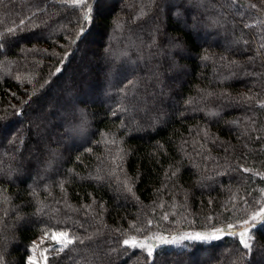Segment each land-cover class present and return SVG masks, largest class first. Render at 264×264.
I'll return each mask as SVG.
<instances>
[{
	"label": "trees",
	"instance_id": "16d2710c",
	"mask_svg": "<svg viewBox=\"0 0 264 264\" xmlns=\"http://www.w3.org/2000/svg\"><path fill=\"white\" fill-rule=\"evenodd\" d=\"M103 1L0 0V145L19 155L0 157V261L63 232L44 264H264V0H122L123 22ZM96 13L104 68L93 43L78 56ZM32 115L51 140L33 122L7 139Z\"/></svg>",
	"mask_w": 264,
	"mask_h": 264
},
{
	"label": "rangeland",
	"instance_id": "374dc122",
	"mask_svg": "<svg viewBox=\"0 0 264 264\" xmlns=\"http://www.w3.org/2000/svg\"><path fill=\"white\" fill-rule=\"evenodd\" d=\"M102 2L104 3L103 0H100V2H98L101 7V4ZM106 4H107V1H105ZM128 4V1H117V4L114 3L113 1L111 2V5L112 7L114 8V5L117 6V7H122V12L119 14L120 15V22H123L122 20V17L124 18L125 15H127L128 11L130 10V6H127ZM99 8V6H98ZM100 11V8L98 9V12ZM119 17V16H118ZM94 21L92 23V27H91V32L88 34V37H87V42H84V46H82L80 48V50L78 51V56L80 54H82V51H83V47H85L86 43H93L92 45L95 47V49L99 50V48H101V51L99 52V54H96L93 58V64H96V65H99V67H101V65L103 66L104 68V64H107V62L109 61V58H110V54H109V49L112 47L113 44L117 43L116 42V36H114L113 38V34H111L109 37H108V34H107V31H103L104 34L102 35V27H103V24L100 20V13H96V15H94ZM162 22V20H161ZM156 23V22H155ZM123 24V23H122ZM124 25V24H123ZM156 25V24H154ZM127 26V25H125ZM161 28V27H160ZM157 29L158 33H159V36L162 32V29ZM120 30V28H119ZM120 32V31H119ZM107 38L108 41H107ZM103 42V43H102ZM108 42V44H107ZM100 43V44H98ZM239 42L235 43V44H238ZM105 44L107 46H105ZM154 46V45H153ZM238 46H240V50L238 51L240 55L243 56V58H246L247 60H250L252 57L251 55L248 53V48L244 47L241 45V43L238 44ZM105 47L109 48L108 49V52L106 51ZM166 70V69H165ZM168 72V71H166ZM259 72V71H258ZM256 71V73H258ZM137 75L138 77H142V76H146L144 74H141L140 72L138 71H134V75ZM151 76V75H150ZM170 82L172 84H175L176 83V80L174 78H171L170 79ZM162 88H164V85L163 83H160V85L158 86V89H157V92L161 91ZM137 90L139 88H136ZM141 91H143V89H139ZM98 99H101V97L99 98H96V100ZM96 101L95 99H92L91 102H94ZM99 101V100H98ZM51 105H49L48 107H50ZM52 109V108H51ZM142 110V111H141ZM150 118L147 116V114H144L143 113V109L142 108H138V111L135 112H132L130 111L128 113V116H126V125L127 127L130 129V130H133V131H138V132H141V131H144L146 129H149L151 124H150ZM29 121V122H27ZM35 123L36 127H37V130L38 129H42V133L39 134L41 135V137L45 139V142L46 143V140H51L53 135L55 134L56 131H54V129L52 128H49L48 125H44L42 124L39 119H38V116H35V115H32V116H26V118H24V120L22 121L21 125L16 127L7 137V139H9L10 137L16 141L19 140V138L21 137L22 133H23V127L25 125H27L28 123ZM4 134V132H3ZM2 134V135H3ZM8 134V133H7ZM11 141V140H9ZM16 141V142H17ZM16 154V153H15ZM13 155V153H11L10 151H8V149L6 147H3L2 144L0 145V157L5 159V160H8L10 163H12L13 161H18L19 160V155ZM3 166H6V161H5V164H3ZM6 168L9 169L8 166H6ZM21 173V171H20ZM127 209V208H126ZM120 209V211L115 215L116 218H120L121 215H124L125 217H131V219L133 217H135L137 214H138V211L135 210V209ZM110 224H115V221L110 220ZM137 227V225H136ZM240 231V230H239ZM225 232V231H223ZM242 232H244V234L248 235L249 232H250V229H248L247 227L243 228L242 229ZM56 234H59V233H56ZM192 234V233H191ZM201 235L205 236L204 233H201ZM174 236V235H173ZM189 236V235H188ZM196 235H193V236H190V237H195ZM66 241H62L61 243H65ZM113 241H108V243H112ZM57 242L53 240L52 236L48 235V234H44L42 235L39 239H37L35 242H34V247H33V252L31 253V260L33 263L35 264H44L45 263V260L47 259V257L51 254H53L57 247L56 245ZM151 244V243H150ZM263 244H264V241H263ZM262 244L263 246V250H264V245ZM152 246V245H151ZM97 254L100 256L101 258V262H99L100 264H115V263H119L121 262L120 258H117L115 257L114 255H112V257H108L107 254H105L104 250L102 248H98L97 249Z\"/></svg>",
	"mask_w": 264,
	"mask_h": 264
},
{
	"label": "snow or ice",
	"instance_id": "6c2138e0",
	"mask_svg": "<svg viewBox=\"0 0 264 264\" xmlns=\"http://www.w3.org/2000/svg\"><path fill=\"white\" fill-rule=\"evenodd\" d=\"M205 59H207V58L205 57ZM253 219H256V217H253ZM245 223H247V222H245ZM241 235L243 236V233H242ZM52 238H53V240L56 241L58 244H61L62 241H66V243H63V244H62L61 248L56 249V250H61V251H62L64 248H66L67 245L72 244V243L75 242V241L72 240V239H68V238H67V235H66L65 233H63V232H61V233H59V234L53 233V234H52ZM181 239H185V238L182 237ZM187 239H195V240L207 241V240L209 239V237H207V236H203V235H200V234H197L195 237H187ZM123 243H124L125 246H128V245L130 244V242H129L128 240H125ZM240 243L243 245V247H244L245 249H247V248L249 247L248 242H247L246 240H244V239H241V240H240ZM131 246H132V247H135V246H136V245H135V242H132ZM148 256H152V250H151V249L148 250ZM0 264H2V261H0ZM29 264H33V262H32V261H29Z\"/></svg>",
	"mask_w": 264,
	"mask_h": 264
}]
</instances>
